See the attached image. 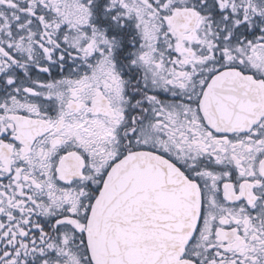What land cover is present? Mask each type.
<instances>
[{"label": "flooded vegetation", "instance_id": "1", "mask_svg": "<svg viewBox=\"0 0 264 264\" xmlns=\"http://www.w3.org/2000/svg\"><path fill=\"white\" fill-rule=\"evenodd\" d=\"M144 151L199 193L167 264H264V0H0V264H95L97 198Z\"/></svg>", "mask_w": 264, "mask_h": 264}, {"label": "water", "instance_id": "2", "mask_svg": "<svg viewBox=\"0 0 264 264\" xmlns=\"http://www.w3.org/2000/svg\"><path fill=\"white\" fill-rule=\"evenodd\" d=\"M125 199H144V218H111ZM128 206L129 204H124ZM200 209L196 186L170 161L132 153L114 166L93 208L88 245L95 264H167L181 255Z\"/></svg>", "mask_w": 264, "mask_h": 264}]
</instances>
